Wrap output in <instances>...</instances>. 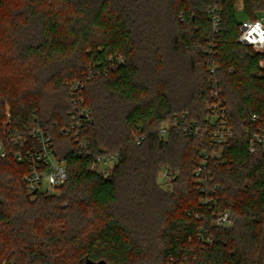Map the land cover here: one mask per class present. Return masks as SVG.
I'll list each match as a JSON object with an SVG mask.
<instances>
[{
	"label": "trees",
	"instance_id": "trees-1",
	"mask_svg": "<svg viewBox=\"0 0 264 264\" xmlns=\"http://www.w3.org/2000/svg\"><path fill=\"white\" fill-rule=\"evenodd\" d=\"M240 3L244 19L264 11V0H0V264H264V148L244 131L264 123V54L239 41ZM212 66L230 145L172 128L161 138L177 114L204 122ZM73 81L85 84L89 155L62 133ZM34 127L66 163L53 195L29 194L16 158L27 146L13 134ZM204 150L214 209L194 177ZM105 153L120 156L107 177L90 169Z\"/></svg>",
	"mask_w": 264,
	"mask_h": 264
},
{
	"label": "built area",
	"instance_id": "built-area-1",
	"mask_svg": "<svg viewBox=\"0 0 264 264\" xmlns=\"http://www.w3.org/2000/svg\"><path fill=\"white\" fill-rule=\"evenodd\" d=\"M221 16V8L214 6L211 9V17L214 32H218ZM239 41L247 46H251L256 52L264 54V18L257 17L255 20L244 19L240 27ZM264 70V60L261 62ZM217 66H212L210 72L213 74L210 81L211 100L207 104V117L204 122L189 121L187 114H177L173 119L162 125L160 137L166 138L170 129L181 130L185 135L192 137L207 136L212 144L224 148L230 145L234 137V131L227 117V108L223 100L222 90L219 86V79L215 75ZM85 84L81 81H73L70 84V96L75 105L72 121L69 125L62 128V133L73 140L78 147V155H89V143L85 136V130L91 121L89 110L85 106V96L83 89ZM8 122H10V113H7ZM258 116L252 117V122L257 123ZM251 135L254 144L264 148V123L257 126L256 130H251L248 125L244 130ZM145 139V135L136 134L134 141L140 145ZM14 144H25L27 147L22 152L16 154L19 162L25 163L28 167V173L25 176L27 191L29 194L44 193L56 194L59 188L64 185L68 179L66 163L57 157L55 145L52 137L47 131L41 128H31L24 132L16 131L13 134ZM21 145V146H23ZM254 146L250 151L254 152ZM200 167L195 171L194 177L200 193V203L209 208H218V201L215 197L219 185L213 181L211 173L207 167L209 154L206 150ZM2 156H5L4 151ZM118 153H105L97 155L90 166V169L102 174L104 177L110 175L112 169L119 163ZM163 183L171 184L173 176L170 172L164 171L162 174ZM216 225L221 227L230 226L232 216L228 211H216L214 213Z\"/></svg>",
	"mask_w": 264,
	"mask_h": 264
},
{
	"label": "rangeland",
	"instance_id": "rangeland-1",
	"mask_svg": "<svg viewBox=\"0 0 264 264\" xmlns=\"http://www.w3.org/2000/svg\"><path fill=\"white\" fill-rule=\"evenodd\" d=\"M237 10L239 11V12H238V19H239L240 21H243V20H244V17H243V13L241 12V10H242V4H241V3L238 5ZM258 16L261 17V18H264V11L260 12ZM159 181H160L161 183H163V179H162L161 176L159 177ZM165 228H166V226H163V227H162V229H165Z\"/></svg>",
	"mask_w": 264,
	"mask_h": 264
},
{
	"label": "water",
	"instance_id": "water-1",
	"mask_svg": "<svg viewBox=\"0 0 264 264\" xmlns=\"http://www.w3.org/2000/svg\"><path fill=\"white\" fill-rule=\"evenodd\" d=\"M91 264H107L106 261L102 260V261H99V262H95V263H91Z\"/></svg>",
	"mask_w": 264,
	"mask_h": 264
}]
</instances>
